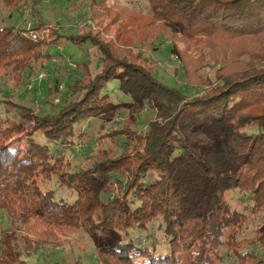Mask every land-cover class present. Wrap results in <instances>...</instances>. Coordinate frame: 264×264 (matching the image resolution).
Wrapping results in <instances>:
<instances>
[{
    "label": "trees",
    "instance_id": "trees-1",
    "mask_svg": "<svg viewBox=\"0 0 264 264\" xmlns=\"http://www.w3.org/2000/svg\"><path fill=\"white\" fill-rule=\"evenodd\" d=\"M133 1L147 3L149 19L124 13L118 26L88 3V20L116 31L104 41L86 18L77 33L57 26L51 39L33 40L28 32L47 29L37 1L0 0V79L9 72L16 87L33 82L48 64L60 65L54 61L62 57L51 50L62 41H89L100 61L94 76L90 60L66 64L70 80L60 67L47 74L51 114L21 105H14V118L0 114V213L40 221L51 231L85 227L99 247L96 264H217L231 255L237 264H264V227L255 238L240 240L248 216L227 197L243 192L249 212L264 214V0ZM102 3L115 10L108 0ZM26 16L35 22L32 30L23 25ZM14 18L16 25H6ZM177 32L191 64L174 46L169 52L185 64L187 92L158 80L148 58L160 50L157 38ZM114 81L129 101L111 102L105 89ZM10 97L0 104L10 105ZM140 105L155 115L144 132L99 136L97 142L110 144L101 143L97 155L87 148L83 166L72 169L66 153L74 149L77 127L107 115L119 119ZM22 119L41 139L30 138L17 155L6 143ZM112 180L124 189L123 198L107 196ZM158 218L165 239L160 250L132 234L147 232ZM6 231L0 234V264H27L22 256L41 245L24 238L27 250H16ZM100 235L110 240L103 245Z\"/></svg>",
    "mask_w": 264,
    "mask_h": 264
},
{
    "label": "rangeland",
    "instance_id": "rangeland-1",
    "mask_svg": "<svg viewBox=\"0 0 264 264\" xmlns=\"http://www.w3.org/2000/svg\"><path fill=\"white\" fill-rule=\"evenodd\" d=\"M37 9L40 11L43 22L45 23V31H30L28 32L35 39H43L52 37V32L57 29V26L62 27L63 33H77L79 27L84 25V19L88 20L89 16V5L88 3L92 1L96 10L102 12H107V14H102L103 17L107 18V24L112 22L119 24H124L122 17L124 13L137 14L139 13L140 18L144 20L149 19L146 15H150L148 10V5L145 1H133V0H108V4L111 8L115 10L104 9V4L102 0H74L69 3L67 0H36ZM76 4H78L76 6ZM101 8V10H100ZM118 14V15H117ZM6 15V14H4ZM2 15V18H5ZM101 18V17H100ZM37 18L33 19L36 21ZM17 18L8 20L6 25H16ZM114 20V21H113ZM143 20V21H144ZM100 20L90 21L86 23L90 26H95V32L102 33L100 38L104 41L111 39L112 35L116 31H112L109 25L97 27V23ZM34 21H32L30 16H26L23 21V25L27 29L34 27ZM106 25V24H105ZM115 26V27H116ZM114 27V28H115ZM107 30H110L106 33ZM142 33L145 30L142 28ZM156 46L160 48L158 52L148 54L151 62V70L154 71L155 77L162 83L169 87H177L182 91L187 92L185 88V80L183 76L182 67L185 65L176 55H170L169 48L173 46L181 53L185 61L188 62L187 54L188 50L186 43L181 39V34L177 32L176 36L173 38H157L155 41ZM51 52L55 56H60L62 59H57L54 62L60 63V65L54 66L53 64H48L44 68V72L33 82L29 84L24 83L16 87V82H14L7 72L2 74L0 79V100H5L10 97L11 104L5 105L0 104V114L9 118H14L17 116L18 110L14 105H21L30 109H37L41 114H51L53 109L49 105V94L47 92L46 86L48 85L47 74L52 73L53 69H58L60 67L61 74L65 80L68 78V72L65 71V65L74 66L75 63H81L84 60H90V73L94 76L98 73V67L100 61L98 59V51L89 42H81L80 44H73L71 42L62 41L60 43V48L52 49ZM55 64V63H54ZM190 65L191 63L188 62ZM75 68H72V71ZM208 70L204 71L207 72ZM208 75V74H207ZM211 78L214 77V71L209 73ZM208 75V76H209ZM32 83V84H31ZM65 88L63 85L61 89ZM201 91V89H198ZM106 93L111 96V102L119 103L125 99L118 90V82L114 81L106 86ZM57 108V107H56ZM107 115L99 118H93L76 128L77 137L74 141V149H69L67 151V157L69 162L72 164V169L79 168L83 166L86 160V150H92V155H97L101 143L104 147H107L110 143L108 139L104 141L97 142L99 136H107L112 132H123L127 135H132L133 131L137 128L143 132L146 130V123L148 120L154 119V111L151 106H139V110L134 109L133 112L130 110L125 111L119 119L109 120L113 116ZM19 125L16 127L15 133L11 136L10 140L6 143L9 150L13 151L17 155L24 153L28 146V141L30 138L41 139L39 132L35 133L33 129V123H29L27 119L18 120ZM138 123V124H137ZM123 133H120L121 135ZM33 134V135H32ZM83 135V136H82ZM125 141V136L120 138V143ZM125 176L128 174L125 172ZM107 196H112V198H123L124 189H120L119 185H116L115 181L112 180L109 185H107ZM68 193V192H67ZM125 197V195H124ZM130 197V196H129ZM231 206L241 212H245L248 216V225L244 232L241 233L240 240H250L257 235V230L264 227V214L252 215L249 212L251 206L250 201H248V195L243 192H234L227 194ZM106 200V199H105ZM130 202V199H128ZM12 217L6 211L0 213V234L6 231L5 235L11 236L13 240L16 241V250L26 251L28 248V243L24 242V238L28 239L29 242H37L40 244L39 251L37 253H32L30 256H22V259L26 261L27 264H96L98 259V245L95 240L86 231L85 227H63L57 230H49L44 225V223L37 220H25L24 217L15 216ZM29 221V222H28ZM162 225V219L158 218L153 223L148 226V231L146 232H133L135 238H140L143 245L150 246L153 243L157 244L160 250L164 247V235L159 229ZM9 229V230H8ZM231 232V230H230ZM148 235V236H147ZM101 244L106 243L104 235H100ZM26 241V240H25ZM45 244V245H44ZM100 244V245H101ZM104 245V244H103ZM253 249V247H252ZM246 251L251 250L249 246L246 247ZM196 252H192V256ZM226 254V251H223ZM217 264H237L236 258L234 256L225 257L223 263Z\"/></svg>",
    "mask_w": 264,
    "mask_h": 264
}]
</instances>
